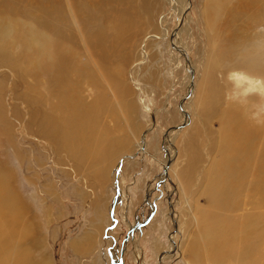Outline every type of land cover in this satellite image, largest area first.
<instances>
[{"label": "rangeland", "instance_id": "obj_1", "mask_svg": "<svg viewBox=\"0 0 264 264\" xmlns=\"http://www.w3.org/2000/svg\"><path fill=\"white\" fill-rule=\"evenodd\" d=\"M235 76L264 82V0H0L23 264H264V101Z\"/></svg>", "mask_w": 264, "mask_h": 264}, {"label": "bare ground", "instance_id": "obj_2", "mask_svg": "<svg viewBox=\"0 0 264 264\" xmlns=\"http://www.w3.org/2000/svg\"><path fill=\"white\" fill-rule=\"evenodd\" d=\"M236 77V76H235ZM234 84H236L237 86H240L241 83L245 82L246 83V86L248 87L249 90H252V89H258L259 91V94L263 97V101H264V85L259 82V81H255V80H252V79H249L248 82H246L245 80V77H236L234 78ZM259 82V83H258ZM208 92V91H207ZM211 95V94H210ZM211 97V96H209ZM63 101V100H62ZM74 105V103H73ZM64 106V105H63ZM66 113H72L73 112V107L70 105L69 103V106L66 105ZM102 106V105H101ZM100 106V107H101ZM208 106V105H207ZM70 108V109H69ZM88 109V108H87ZM77 111H80V109H76ZM64 113V112H63ZM99 113V112H98ZM104 113V112H103ZM93 114V113H92ZM86 117V116H85ZM87 118H83L81 123L83 124H86L88 123V121L86 120ZM66 120V119H65ZM64 120V121H65ZM63 121V119H62ZM68 121V120H67ZM84 121H87V122H84ZM61 122V121H60ZM80 123V124H81ZM58 124V123H57ZM66 124V123H65ZM79 124V125H80ZM90 125V124H89ZM101 125V124H100ZM59 126V124H58ZM65 126V125H64ZM62 127V126H61ZM60 127V128H61ZM66 127V126H65ZM78 127V126H77ZM92 127V125H91ZM89 128V127H87ZM87 128H84L86 133L85 134H89L92 132V130L87 129ZM53 130V129H52ZM65 129H63L64 131ZM103 130V129H102ZM76 131V130H75ZM74 131V132H75ZM60 132H62L60 130ZM59 132V133H60ZM78 132V131H77ZM76 132V133H77ZM104 132V131H103ZM63 133V132H62ZM102 133V132H101ZM97 134V133H96ZM103 136V135H102ZM64 138V137H63ZM99 138V136H98ZM102 138V137H101ZM90 139V138H89ZM79 140V139H78ZM88 139H83V141H81L79 144L74 142V145L73 146H70V148H73L75 149V153L74 155L77 153H83V151L87 148V146H83V145H86L88 144L87 141ZM99 141V140H98ZM93 143V142H92ZM91 143V144H92ZM79 145V146H78ZM83 146V147H82ZM92 146V145H91ZM99 146V145H98ZM82 147V148H81ZM91 148H88L87 151H90ZM96 150V149H95ZM94 150V151H95ZM101 151V150H100ZM85 153V152H84ZM79 155V154H78ZM80 157V156H79ZM91 157V156H90ZM99 157V156H98ZM82 158V157H81ZM84 158V157H83ZM93 158V157H92ZM96 159H98L96 156H95ZM88 160V159H87ZM92 160V159H90ZM99 161V160H98ZM83 162V161H82ZM94 163V160L92 161ZM91 162V163H92ZM96 162V160H95ZM89 161H88V166H91L93 167L92 165H89ZM97 164V163H95ZM97 167V166H95ZM94 168V167H93ZM91 169V168H90ZM95 169V168H94ZM93 169V170H94ZM96 171V170H95ZM97 171H100V170H97ZM2 173V172H0ZM239 174H241V171H238ZM5 176V174H3ZM2 175V176H3ZM0 175V184H1V177ZM226 180V177L225 176H222L221 177V183L223 184ZM1 188V187H0ZM1 190L0 189V264H13V263H18V264H23L24 259H27V257L24 256V254L26 253H29L27 252V250H21L20 248V238L23 236V234L25 232H28L26 231V228H22V230H18L17 228H15L14 224H17L18 220H19V217L21 218V216L24 215L25 211L22 210V206L20 205V203L17 202L16 200V196L15 197H12L10 194V197H8L7 193H1ZM7 192V190H5ZM20 200V199H19ZM1 207L3 208V210L1 209ZM2 210V211H1ZM11 214V215H10ZM22 219V218H21ZM13 225V226H12ZM13 227H14V230H13ZM19 228V227H18ZM28 228V227H27ZM12 230L14 231L11 235V232ZM208 234H210V232L208 231L207 232ZM206 234V232H205ZM208 237V236H207ZM206 237V238H207ZM219 237V236H218ZM205 238V237H204ZM87 240V239H86ZM79 243V242H78ZM84 245V244H83ZM83 247V246H82ZM81 247V248H82ZM9 256V257H8ZM13 256H15V258H18V257H21L19 258L18 260L16 259V261H13ZM43 258V257H42ZM31 260V259H30ZM29 260V264H34V261L30 262ZM41 261L43 263H45V261H47L46 258L44 259H41ZM27 261H25V264H26ZM28 264V262H27ZM48 264V263H47Z\"/></svg>", "mask_w": 264, "mask_h": 264}, {"label": "clouds", "instance_id": "obj_3", "mask_svg": "<svg viewBox=\"0 0 264 264\" xmlns=\"http://www.w3.org/2000/svg\"><path fill=\"white\" fill-rule=\"evenodd\" d=\"M262 83H264V82H262Z\"/></svg>", "mask_w": 264, "mask_h": 264}]
</instances>
